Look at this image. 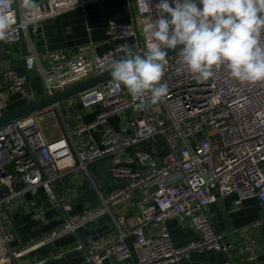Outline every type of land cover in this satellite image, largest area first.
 <instances>
[{
	"label": "built area",
	"instance_id": "built-area-1",
	"mask_svg": "<svg viewBox=\"0 0 264 264\" xmlns=\"http://www.w3.org/2000/svg\"><path fill=\"white\" fill-rule=\"evenodd\" d=\"M55 1L35 0L37 8L30 10L21 7V0H11L5 11L13 22L0 43L29 41L40 21L61 10ZM158 2L134 0L139 25L110 19L106 27L110 40L132 37L133 51L143 54L148 42L145 27L157 18ZM196 2L200 7L199 0ZM121 45L102 54L87 45L73 56L52 51L44 68L38 53L30 50L23 52L24 72L0 67V74L9 82L11 93L23 92L29 103L111 70ZM178 51L166 57L162 82L167 84L168 94L163 102L152 104L149 95L133 97L111 77L74 95L84 107L100 106L91 122L69 126L58 101L45 109L48 112H32L0 126V213L9 216L17 210L27 214L21 201H33L25 195H34L37 188H42L55 204V185L76 167L84 171L99 198V204L18 247L11 246L13 235L4 230L0 218V264H34L20 263V259L38 244L75 231L105 214L110 205L124 202L139 212L131 230L123 231L117 224L120 232L107 247L90 251L76 264H104L106 260L108 264H168L194 251H226L230 246L222 243L206 207L218 197L233 194L236 203L255 197L264 211V82H239L229 75L226 66L214 69L213 77L201 81L187 69L181 71ZM37 65L45 88L42 96L28 86L29 74ZM6 107L5 98L0 96V114ZM50 113L58 117L61 130L48 138L42 121ZM110 116H119L117 127L109 122ZM105 157L110 159L112 178L122 183L106 195L88 169L89 164ZM62 207L70 210V205ZM43 211L32 208L28 214L42 218ZM178 216L199 232L197 240L173 244L165 222ZM260 222L264 223V217ZM129 234L133 236L131 241L127 240Z\"/></svg>",
	"mask_w": 264,
	"mask_h": 264
},
{
	"label": "crops",
	"instance_id": "crops-1",
	"mask_svg": "<svg viewBox=\"0 0 264 264\" xmlns=\"http://www.w3.org/2000/svg\"><path fill=\"white\" fill-rule=\"evenodd\" d=\"M56 5L61 9L55 16L47 17L38 23L36 33L30 35L29 41L12 43L11 52L0 55V67L12 68L22 73L23 52L35 50L40 57V66L49 65V52L56 51L65 56H73L84 45L93 51L102 54L113 50L116 45L128 44L133 50L134 38L124 37L112 41L108 37L106 27L110 19L121 22L135 23L139 25V15L134 8V0H56ZM123 55L116 52L114 59ZM42 75L38 65L29 74L28 86L30 90L42 96ZM9 82L0 74V96L6 100V110L10 111L26 104L23 92L10 91ZM60 111L65 116L69 126L91 122L100 111L97 104L82 106L77 96H72L59 102ZM58 111V110H56ZM52 116L59 125L58 117ZM111 125L117 127L120 122L119 116L108 118ZM59 131L55 134L60 133ZM94 138L97 133L94 131ZM53 134L46 135L51 138ZM110 166V159L105 157L88 165L98 180L99 189L104 195L111 189L122 183H117L108 171V178L102 183L99 170ZM56 203L44 193L42 188H37L33 197L35 203L44 209L42 218H33L30 214L12 211V225L15 231H11L13 240L11 246L18 247L22 243H31L43 235L62 226L68 218L79 215L89 207L99 204L97 192L89 185L84 171L78 167L69 170L54 187ZM137 199L138 195H134ZM63 205H70V210L65 211ZM211 224L221 235L222 243L230 246L226 251H194L188 257L180 258L175 263L168 264H223L226 260L232 264H264V233L258 230L260 219L264 217V211L257 199L251 197L240 203H236V196L231 194L218 197L214 203L208 205ZM109 211L99 215L89 222L82 224L75 231L65 233L53 239L52 242L40 243L35 250L25 254L20 263L29 262L34 264H76L95 249H103L120 232H129L134 223L138 210H133L124 202L110 205ZM17 211V212H16ZM119 225V228L117 227ZM170 232L171 240L176 246L184 245L188 241L197 240L199 232L188 226L182 216L172 217L165 222ZM35 229L40 234L32 237ZM132 235L127 237L131 241Z\"/></svg>",
	"mask_w": 264,
	"mask_h": 264
},
{
	"label": "clouds",
	"instance_id": "clouds-1",
	"mask_svg": "<svg viewBox=\"0 0 264 264\" xmlns=\"http://www.w3.org/2000/svg\"><path fill=\"white\" fill-rule=\"evenodd\" d=\"M11 0H0V40L11 29L5 11ZM174 5V6H173ZM159 0L156 19L146 24L147 50L138 54L128 44L111 64V77L133 97L150 96L152 104L163 102L168 86L166 49L178 51L181 71L187 69L201 81L226 66L229 75L242 83L264 82V0ZM145 8L151 11L148 3ZM34 10L35 0H21Z\"/></svg>",
	"mask_w": 264,
	"mask_h": 264
},
{
	"label": "water",
	"instance_id": "water-1",
	"mask_svg": "<svg viewBox=\"0 0 264 264\" xmlns=\"http://www.w3.org/2000/svg\"><path fill=\"white\" fill-rule=\"evenodd\" d=\"M182 48L181 45H178L176 49H166L168 55L178 51ZM11 44L10 43H0V55H3L6 52H11ZM111 70L104 72L101 75L92 76L90 78L85 79L82 82L73 84L72 86L67 87V89L63 91H59L53 94H49V96H44L41 98L36 99L35 101L26 103L25 105L15 108L14 110L5 111L4 113L0 114V126L5 124L9 121L14 120L18 117H23L32 112L42 111L43 113L48 112L45 111L46 108H49L53 103L66 100L68 97L74 96L77 93L84 91L86 88L92 87L99 82H103V80L111 78ZM163 152H166V148H163ZM99 174L102 176V183L106 181L108 178V167H102L99 170ZM25 197L27 199H33L34 195L30 193H26ZM139 213V212H138ZM258 230L264 233V224H260L258 226ZM41 232L39 229H35V231L31 234L32 237L39 235ZM133 239V237H132ZM131 239V240H132ZM109 261L106 260L104 264H108Z\"/></svg>",
	"mask_w": 264,
	"mask_h": 264
},
{
	"label": "rangeland",
	"instance_id": "rangeland-1",
	"mask_svg": "<svg viewBox=\"0 0 264 264\" xmlns=\"http://www.w3.org/2000/svg\"><path fill=\"white\" fill-rule=\"evenodd\" d=\"M43 86V85H42ZM44 89V86H43ZM58 123L56 122V120L50 116L47 117L45 120L42 121V130L43 133L46 135H51V134H55L57 131H59V125H57ZM36 194L34 193V196ZM23 205H26V212L29 213L32 208H38L39 206L35 203V200L33 201H25L22 200L21 201V208H23ZM3 213V214H2ZM2 213H0V218H1V222L3 225L4 230H6V232L11 233V231H15L12 225V221H11V217L6 215V213L3 211Z\"/></svg>",
	"mask_w": 264,
	"mask_h": 264
}]
</instances>
